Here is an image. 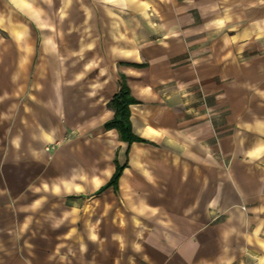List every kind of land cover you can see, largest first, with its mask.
I'll list each match as a JSON object with an SVG mask.
<instances>
[{
    "label": "crops",
    "instance_id": "obj_1",
    "mask_svg": "<svg viewBox=\"0 0 264 264\" xmlns=\"http://www.w3.org/2000/svg\"><path fill=\"white\" fill-rule=\"evenodd\" d=\"M147 1L0 0V264H264V0Z\"/></svg>",
    "mask_w": 264,
    "mask_h": 264
},
{
    "label": "trees",
    "instance_id": "obj_2",
    "mask_svg": "<svg viewBox=\"0 0 264 264\" xmlns=\"http://www.w3.org/2000/svg\"><path fill=\"white\" fill-rule=\"evenodd\" d=\"M121 83L118 92L109 100L108 107L114 112L113 117L104 124V128L115 129L120 140L132 143L134 141H145L143 138L132 132L130 122L129 105L135 103V99L131 96L130 90L121 76ZM124 166L116 164V170L109 181V185H116Z\"/></svg>",
    "mask_w": 264,
    "mask_h": 264
},
{
    "label": "rangeland",
    "instance_id": "obj_3",
    "mask_svg": "<svg viewBox=\"0 0 264 264\" xmlns=\"http://www.w3.org/2000/svg\"><path fill=\"white\" fill-rule=\"evenodd\" d=\"M67 1L68 0H66V1H64V0H60V4H61V8H60V13H61V15H60V18H61V24H65V23H67L69 20H72V18H75V22H76V24H82L83 25V22H84V19H85V16H84V12H83V5H84V3H85V0H76V4H77V10H76V12H75V15H67V14H65V13H63V11H65V9H66V5H65V3H67ZM132 0H130V2H131ZM134 2L136 3V6L137 5H139L138 3H140V5H141V7H147V6H150L149 4H148V1L147 0H134ZM219 3H220V7L222 8V6H226L227 4H229V3H232V4H234L237 8H242L243 6H244V0H221V1H218ZM217 2V3H218ZM258 0H252V2H251V6L253 7L252 9H251V13H252V15L251 16H249L247 19H246V21H248V20H250L251 22H252V24H259V4H258ZM218 3V4H219ZM246 3V2H245ZM249 2H247L246 4L247 5H249L248 4ZM195 5V4H194ZM219 6V5H218ZM221 8H220V10H221ZM237 19V22H239V19H242V17L241 16H238V17H236ZM123 21L122 22H124L125 24H131L132 23V17H127V15H125L123 18ZM70 22V21H69ZM245 22V21H244ZM243 23V22H242ZM62 34V33H61ZM79 34H80V36H82L83 34H84V32L83 31H81V32H79ZM89 34V33H88ZM241 35H251L252 37L254 36V35H257V37H258V32H243V33H240ZM77 38H78V36H77ZM80 38V37H79ZM78 38V39H79ZM77 39V40H78ZM79 58V57H78ZM97 66L99 65V63H96V62H94ZM92 65H94V64H92ZM61 66V69H65V71L66 72H68L69 71V67H70V70H75L76 72H82L83 71V66H84V63H83V61H81L80 63H76L75 65L74 64H72V65H67V64H61L60 65ZM71 67H72V69H71ZM64 71V70H63ZM65 75V77H66V73L64 74ZM87 80H89V79H87ZM90 81V80H89ZM68 82V80H67V78L66 79H61V83H67Z\"/></svg>",
    "mask_w": 264,
    "mask_h": 264
}]
</instances>
